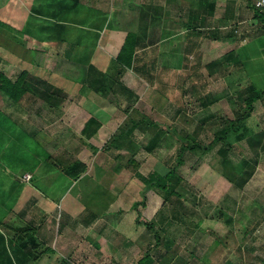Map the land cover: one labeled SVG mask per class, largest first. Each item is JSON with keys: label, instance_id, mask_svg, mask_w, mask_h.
Returning a JSON list of instances; mask_svg holds the SVG:
<instances>
[{"label": "rangeland", "instance_id": "374dc122", "mask_svg": "<svg viewBox=\"0 0 264 264\" xmlns=\"http://www.w3.org/2000/svg\"><path fill=\"white\" fill-rule=\"evenodd\" d=\"M87 2L8 0L0 4V59L1 63L11 62L8 66L3 65V71L15 79L22 70L28 69L31 74L52 80L68 91L67 98L58 106H50L41 97L31 95L16 102L0 90V155L6 157L3 159L5 161L0 162V170L3 164L9 163L6 160L7 148L8 160L10 154L18 156L13 166L5 168L9 175L13 172L12 177L16 176L17 170L21 172L31 168V164H39L44 157H47L48 162L50 157L33 138L30 140V150L24 149L27 135H22L18 128H13L12 135L5 134L6 123H9L7 114H31L29 119L32 126L42 125V119L35 115L42 114L48 131L43 140L48 143V147L54 148L53 144H58V147L64 148V152L70 150L69 153L76 146L87 148L86 153L82 152L79 157L87 161L80 159V164L84 166L82 169H85H81L82 172L78 174V167L67 172L65 164L74 162V155L67 157L64 154V159L59 160L62 173H57L56 177L46 166H41L39 171L40 175L44 174L43 177L36 176L32 183H20L15 177L14 183L9 184L6 177H0L4 180L0 184V191L4 192H0V202L4 198L5 206L9 201L11 207L15 204L18 208L33 194L39 193L37 197H43L41 194L45 193L54 195L57 199L55 208L62 214L59 224L62 225L63 232L67 229L70 236L72 222L69 221L73 215L84 210L82 208L87 203L100 217L116 226L118 217L122 216L117 211L105 215V208L116 195L118 199L115 207L127 213L123 223L120 222L117 227V233L121 231L117 237L129 238L124 248L131 242H137L139 234L143 235L144 244L145 241L152 240L154 244L158 241L159 245L155 246L157 249L152 256L154 264H171L167 262L166 252L163 250L168 242L178 243V253L184 254L183 256H201L200 262L194 257L190 264H264V98L254 102L251 115L240 123V131L232 130L230 136L214 142L206 152L187 151L184 154L185 161L179 166L176 158L180 147L177 133L194 134L202 142L210 143L216 132L228 127L231 121H236L244 113L246 106L243 99L247 96V87L254 85L264 88V72L259 69V63L247 65V55L244 54L245 57L241 56V59L245 66L240 65L241 69L233 72V77L229 76L228 79L225 74H231L223 71L224 69L209 73V70L200 71L197 66H193L198 61V51L190 59L193 65H187L194 68V71H149L151 90L138 99L136 105L144 114L129 115L136 120H141L142 117L145 121L150 119L158 125L143 122L135 130L132 137L133 146H136L135 153L126 143L123 148H115L114 145L108 148L114 138L115 144L122 142V139L117 138L119 128L129 120L123 109L125 101L119 102L125 94L109 92L108 95L104 94L105 98L82 96L76 92L78 89L74 81L77 82V79L71 76L82 75V78L84 71L64 69L62 65L52 61L54 57L47 58L45 64L44 56L38 54V47L42 51L49 47L44 46V42H52L51 47L55 48L61 45L58 51H64L68 58L75 59L76 56L84 55L85 64L91 62V55L94 57L100 54L98 37L92 30L85 36L81 35L79 40V43H89V49L83 44L79 47L82 49L77 52V48L70 45L74 39L72 32L82 30L79 24L88 25L89 19L95 22L101 15L99 12L93 14L90 9L83 7ZM248 12L253 15L254 8L246 10L244 14ZM95 26L98 27L99 24L96 23ZM254 40L256 41L252 45L264 42V34H256ZM191 51L196 52V48ZM229 58L230 56H225L221 58V62ZM92 65L95 68H98L97 65L101 66L99 63ZM257 69L259 71H254ZM155 74L156 79L152 81ZM214 74L219 76L216 78ZM213 97L216 98L215 102L203 105L204 100ZM88 114L98 115L103 121L104 130L94 138L95 145L102 146L97 150L93 146H87L88 142L83 146L81 144L83 140L80 138V131L86 118L90 116ZM54 127L61 133L56 141H52L48 134ZM7 140L10 143L8 147L5 146ZM131 156L135 159L134 163L129 161ZM173 166H177V175L181 176L179 180L175 178L173 181V188L178 195L165 201L163 193L153 189L147 192L146 205L134 207V203L143 199L145 179ZM242 172H252L244 186L237 184ZM1 205L0 203V211L3 210ZM1 218L0 216V220ZM231 219L233 222L229 224L228 220ZM248 221L251 225L246 229ZM0 225L3 223L0 222ZM6 238L7 236L0 235V264L13 262L7 252L10 248ZM74 238L76 239L75 236ZM119 239L118 245L110 248V255L115 257H120L119 246L122 240ZM95 243L98 245V240ZM63 252L68 254L65 250ZM105 254V250L99 249L95 255L99 258ZM126 256L127 259L132 258L129 264L135 263L132 251ZM71 257L73 256L70 254L58 255L65 264H77ZM150 262L151 259L145 264H152Z\"/></svg>", "mask_w": 264, "mask_h": 264}, {"label": "crops", "instance_id": "0c3cea01", "mask_svg": "<svg viewBox=\"0 0 264 264\" xmlns=\"http://www.w3.org/2000/svg\"><path fill=\"white\" fill-rule=\"evenodd\" d=\"M4 1L8 0H0V4H3ZM87 1L88 2L83 7L90 9V12L93 14L99 12L101 15L95 22L89 19L88 25L84 26L83 24H79V28L82 30L76 29L72 32V34H74V39L71 41L72 43H70V45L75 46L78 52L79 49H82L79 48L81 35L85 36L87 33L89 34V30L95 31L98 37L97 47L100 48L101 52L94 57L91 55V62L95 65L98 63L101 65H97V70L113 72L117 68L114 60L117 58L127 34L131 31L138 33L141 40L144 38L147 42L146 48L141 49L138 54H142L144 51L145 53L148 52L146 55H151V60H148L145 64L146 67H144L150 71L180 69L194 71V68H189L187 65H193L190 59L193 54L200 51L197 56L198 61L193 65L197 66L196 68L200 69V71L206 69L209 70V73H212L224 69L223 71H228L227 73L231 74H225V77L227 76L229 79V76L233 77V72H237L241 69L239 67L240 65L245 66L241 56L245 57L244 54H246V64L259 63V69L264 72V42L258 45H252V43L256 41L254 40L256 34L261 36L264 34V17L255 14V11L253 15L249 14V12L244 14L246 10H253L252 6L254 5V0H206L209 4L206 1L203 2L200 0ZM210 4H215L213 11L210 10ZM108 15L109 17H107ZM76 16H78V11ZM108 18H110V21H108ZM96 23L99 24L98 27L95 26ZM192 24L195 25V29H193ZM78 36L79 38H77ZM51 43L52 42H44V46L49 47H46V50L43 49V51L41 47H38V54L41 53V55L44 56L45 64L47 58L54 57L52 61L62 65L64 69H78V71L81 72L85 70L83 66V62L85 61L84 55H80L79 57L76 56L75 59L68 58L65 56L64 51H58L61 45L55 48L54 46L51 47ZM193 45L195 47H193ZM86 47L89 49V43H86ZM195 48L196 52H192L191 49ZM42 53H44V55ZM225 56H230V58L227 61L221 62V58ZM10 63L11 62L8 61L1 63L0 59V70L3 71L5 66H8ZM150 65L151 67H149ZM254 71L259 70L257 69ZM5 74L9 76L7 73ZM81 76H71V78L77 79V82L74 81L78 89L76 90L77 93L79 92L82 96L86 95L87 97L105 98L103 95L104 93L101 94V92H97L93 85L89 83L85 84ZM213 76L217 78L219 75L214 74ZM121 81H123L134 95L138 96V99H141L143 95L151 90L149 82L136 74L133 69H126L122 74ZM145 83L147 86H145ZM147 88L148 90H146ZM120 100H124L125 103L127 101L125 97H122ZM215 101L216 98L213 97V102ZM137 103L138 101L136 105ZM7 115L9 116V123H6L5 134L12 135L13 128L16 127L21 131L22 135H24V133L27 135V143L24 145V149L30 150V140L33 138V141H37V145L50 155L48 162L47 157H44V159L39 161V164H31V168L28 167L27 169L21 170V172L17 170L16 176L12 177L13 172L9 175L8 169L5 168L13 166L18 156H11L10 154L8 160L9 149L7 148L6 160L9 161V163L4 162L5 164L2 165L0 177H6V182L9 184L14 183L15 177L20 183H32L36 176L40 178L43 177L44 174H39L41 166L48 167L51 174L56 177L57 173L62 171L59 160L64 159V154H66L67 157L74 155V160H76L80 166H82L80 164V159L81 161L87 162L79 158L82 152L83 154L86 153V147L79 148L76 146L71 153H69L70 150L64 152V148L62 146L58 147V144H53L52 147L54 148L48 147V143L43 140L47 137L46 132L48 131L46 129V120L43 118L42 114H35L42 119V125L40 126H32L30 124L29 116L31 114ZM88 115L90 116L86 118V122L94 116V114ZM94 117L102 123L101 127L94 135L88 137L83 133L84 125L80 131L82 132L80 138L83 140L81 141L82 146L86 145L88 142L87 146L99 148L102 146H96L94 138L104 130V125L102 119L99 118L98 115ZM10 124L11 127H9ZM48 134L52 141H56L61 133L58 128L54 127L51 128ZM22 140L24 141V139ZM9 145L10 143L7 140L5 146L8 147ZM50 149H55V151H51ZM75 153H77V156H75ZM4 158L6 157L0 155V162L5 161L3 160ZM23 158L25 159V156H23ZM27 173L32 174V179L30 181L24 179V175ZM3 182L4 180L0 179V184ZM108 191L111 195L113 194L111 190L108 189ZM0 192L4 194V192ZM39 195L40 194L37 193L33 194L28 199L26 198L22 203L23 206L19 205L20 207L18 206V208L15 204L11 207L9 201L5 206L4 198L0 202L2 204L1 207L3 206V210L0 211V216L2 217L0 222L3 223L2 226L0 225V235L7 236L6 239H8L7 242L9 243L7 246L10 248L7 252L8 255L13 258L12 264H65L63 263L65 262L62 260L63 258H58V255L65 254L67 256L68 254L73 256L71 258L74 259L73 262L77 264H106L109 262L113 264H129L132 258L127 259L126 255L130 251L134 253V264H145L149 259H151L150 263H152L153 252L157 249L155 246L159 245L158 241H156L155 244L152 240L150 242L145 241L146 243L144 244L143 235L139 234L137 242H131L129 246L126 245L127 248H124L123 246L127 243L129 238L121 237V239H119L117 237L121 234V231L117 233L119 231L117 227L120 222L123 223L126 216L125 214H127L125 211L115 207L118 196L114 195L105 208V215L117 211L118 215L122 216L120 218L118 217L116 226L100 217V215L89 207L87 203L84 208H82L84 210L73 215V218L69 221L72 222V235L68 236L67 229L63 232L62 225L59 224V220L62 219V214L59 210L57 212L55 208L57 199L54 198V195L49 196L46 193L41 194L43 197H37ZM11 200L12 198H10V201ZM247 229H249V227ZM157 235L158 234H156V237ZM118 239L122 240V244L119 246L120 249L118 248L120 250V257H115L110 255V252H112L110 248L112 249L115 244L118 245ZM96 240H98V245L95 243ZM143 246L146 248L143 249ZM178 246V243L172 242H168L163 246V250L166 252L165 256L167 257V262L169 261L171 264H190V262H193L192 259L195 258H197L196 261H201V256L193 254L194 256L190 258L183 256L184 254H179ZM128 247H130V250ZM62 249L68 252V254L64 253ZM99 249L105 250L106 254L105 256L96 258L95 254Z\"/></svg>", "mask_w": 264, "mask_h": 264}, {"label": "trees", "instance_id": "16d2710c", "mask_svg": "<svg viewBox=\"0 0 264 264\" xmlns=\"http://www.w3.org/2000/svg\"><path fill=\"white\" fill-rule=\"evenodd\" d=\"M200 1L204 2L206 0ZM214 7L215 4H212L210 10L213 11ZM252 7L254 8L255 14L264 17V13L260 12L255 7V0ZM192 27L193 29L196 28L194 24H192ZM83 44L86 43H83L82 41L79 44V47H81L80 45ZM146 46L147 42L144 38L141 40V38L138 36V33L130 31L127 34L125 42L117 58L114 60L117 68L113 72H104L101 70H97L95 66L92 65V63L85 64V61L83 62V66L85 67V75H83V80L85 84L89 83L93 85L94 89L97 92H101V94L104 93L105 95H107L109 92L113 94H119V92H121L122 94H125V98L127 99L123 109L128 114L129 120L125 123V125L119 128L120 132L117 136L118 139H122L120 140L122 142H118L117 144H115L116 140L114 138V140L108 145V148L112 147L113 145L115 146V148L116 146H120V148H123V144L126 143L127 145L131 146L132 150L134 151L133 153H135L136 146H133L132 141L135 130L140 127L143 122H149L153 123L154 125H158V123L150 119H147L148 121H145V118L142 117L141 120H136V118H133L129 115L144 113L136 107L138 96L134 95L133 92L130 91L128 87L123 83V81H121L122 74L126 71V69H133L136 74L150 83V70L145 69L144 67H146V62H148V60H151V55H146L148 52L145 53L144 51L142 54H138V52L141 49L146 48ZM158 78L159 75H157V79ZM155 79L156 75H154V79H152V81ZM247 88V96L243 99L246 106L244 113H242V115H240L236 119V121H231V124L228 127L222 128L221 130L216 132V135L212 142H202L194 134L183 135L181 133H177V138L180 142V147L176 156L178 160V166L185 161L184 154H186L187 151L191 153H195V151L197 150L206 152L212 148L214 142L222 141L223 139H226L228 136H230L232 130H234L235 132L240 131V123L251 115L254 109V102L264 98V88H257L254 85H250ZM0 90H2L16 102H19L24 96L31 95L35 98L41 97L50 106H58L64 99L67 98L68 95V91L65 90L64 87L57 85L52 80L50 81L47 78H41L33 75L28 69L22 70L15 79L10 78L2 70H0ZM212 101L213 99L207 98L203 101V105L207 106L212 103ZM119 102H121V100H119ZM101 125L102 123L96 117H91L86 122L83 129L84 135L88 137L94 135L101 127ZM73 161L74 162H68L69 164H65L67 172L74 171L73 169L78 167L80 169L77 170L78 174L85 169H82L84 166H80L76 160ZM129 161L134 163V157L131 156V158H129ZM70 163H73V165H70ZM177 174V166H173L172 168L165 170L163 173L159 172L156 174H152L149 178H146L145 187L142 191L143 199L134 203V207L138 206L139 204L146 205L147 192L153 189L161 191L163 193V198L165 199V201L171 200L173 195L177 196L178 192L173 188L174 179L176 178L177 180H179V178L181 177ZM251 175L252 172H242L238 178L237 184H239L240 186H244ZM249 221L245 225L246 229L249 227V225H251ZM232 222V219L228 220L229 224H231Z\"/></svg>", "mask_w": 264, "mask_h": 264}, {"label": "built area", "instance_id": "2783aa9c", "mask_svg": "<svg viewBox=\"0 0 264 264\" xmlns=\"http://www.w3.org/2000/svg\"><path fill=\"white\" fill-rule=\"evenodd\" d=\"M255 7L262 13H264V0H255ZM24 179L30 181L32 179V174L27 173L24 175Z\"/></svg>", "mask_w": 264, "mask_h": 264}]
</instances>
